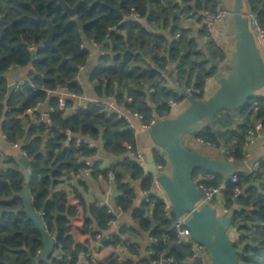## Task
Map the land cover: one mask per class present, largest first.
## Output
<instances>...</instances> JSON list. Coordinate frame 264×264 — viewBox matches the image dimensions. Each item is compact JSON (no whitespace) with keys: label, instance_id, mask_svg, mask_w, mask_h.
<instances>
[{"label":"trees","instance_id":"obj_1","mask_svg":"<svg viewBox=\"0 0 264 264\" xmlns=\"http://www.w3.org/2000/svg\"><path fill=\"white\" fill-rule=\"evenodd\" d=\"M64 1L69 7L79 2L74 17L64 14L56 0H0V133L7 143L17 144V149L3 146L0 150V264H30L42 249L41 235L17 197L24 186L21 164L15 157L21 154L29 162L32 207L35 211L44 208L42 220L47 231L57 234L48 264H79L86 253L97 251L96 235L107 231L111 216L106 208L88 203L82 192L70 185L71 172L91 168L94 177L113 178L119 194L114 205L123 214L129 213L135 226L120 227L119 237L108 233L101 244L113 248L124 243L131 254L125 264H147L148 255H140L138 244L127 238L128 233H146L152 239V256L164 251L173 257L172 264H184L185 258L172 245L173 216L164 215L158 198L150 197L148 202L133 207L136 192L131 183L143 177L142 167L126 154L127 145L137 150L133 131L115 114L101 113L93 102L64 115L49 92L64 88L77 95L86 93L85 81L78 77L83 68L87 70L86 84L91 95L114 96L120 106L140 113L144 122L153 115L159 120L177 116L187 106L182 91L191 90L189 95L195 100L205 99L206 81L217 76L219 70L208 58L223 61L228 57L204 29L195 31L184 23L189 17L200 20L201 13L213 10L217 0ZM242 1L243 16L249 12L259 20L264 18V0ZM131 13H136L137 19L129 17ZM49 24L53 26L55 47L45 48L42 44L49 35ZM107 38L110 42H106ZM253 38L264 62L260 45ZM90 41L102 44L107 52L89 65L91 51L84 43ZM165 66L175 67L176 80ZM17 68H28V73L22 84L9 86L7 75ZM196 90L200 93L196 94ZM263 90L255 92L238 110L241 120L234 129L229 125L231 117L215 114L213 124L205 125L192 137L218 149L235 142L233 151L224 159L231 158L239 165L244 160V134L251 119L264 124ZM181 101L185 105L180 111L169 104ZM45 102L54 109L49 124L31 115L19 118L26 109ZM73 102L66 100V107L71 108ZM67 131L93 142L101 140L108 154L124 158L104 170L97 164L84 167L79 160H91L96 147L77 145L74 139H67ZM153 153L157 164L168 165L157 150ZM258 170L250 174L237 170L236 183L200 169L192 173L197 187L223 186L220 199L224 209L219 215L231 218L229 233H236L231 239L238 251L237 264H264V158ZM63 182L68 189L57 188ZM250 183L256 186L248 188L235 203L234 198ZM148 184L149 178H145L140 189L145 191ZM85 259L86 264H121L113 251L102 262Z\"/></svg>","mask_w":264,"mask_h":264},{"label":"water","instance_id":"obj_2","mask_svg":"<svg viewBox=\"0 0 264 264\" xmlns=\"http://www.w3.org/2000/svg\"><path fill=\"white\" fill-rule=\"evenodd\" d=\"M68 17H74L79 2L69 7L64 0H56ZM243 1L233 0L231 20L233 34L227 46L228 59L225 62L226 73L213 79L217 88L205 99L195 100L191 95L182 91L187 106L175 117L157 120L149 129L148 135L151 145L141 149L145 156L142 167L143 177H156L162 193L171 205L172 214L176 218L185 217L192 240L204 247L203 257H196L191 264H237L238 251L234 249V240L229 235L232 227L228 215H219L210 205L198 207L200 192L192 179L196 169L215 173L222 178H229L237 172L232 160L224 158H210L188 150L183 144L185 135H194L214 120L215 113L222 110H239L255 92L264 88V62L256 47L252 33L249 30V20L242 15ZM54 30L49 24V35L43 42V47H55L53 43ZM218 65L219 61H213ZM247 116L243 117L245 123ZM167 160L169 171L162 173L157 169L153 151ZM21 164L24 186L17 194L23 201L24 213L34 223L41 235L42 249L30 264L50 263L57 234L50 235L42 220L43 209L35 211L32 207V196L28 189L29 162L24 155L15 156ZM256 186L255 183L246 185L241 193L234 198L244 195L245 191ZM161 194V193H160ZM238 226H236V229ZM183 258L186 253L177 246H173ZM207 262H204V259Z\"/></svg>","mask_w":264,"mask_h":264},{"label":"built area","instance_id":"obj_3","mask_svg":"<svg viewBox=\"0 0 264 264\" xmlns=\"http://www.w3.org/2000/svg\"><path fill=\"white\" fill-rule=\"evenodd\" d=\"M225 0H217L215 8L211 11H206L201 13L202 17L200 20H195L192 17H189L184 20V23L186 25H190L192 29L195 31L198 30H205L208 33L209 39L215 44H217L216 38L213 34V26L217 23H220L223 21L226 17L231 16V11H229L224 6ZM129 17L137 19L136 13H131ZM247 18L249 20L250 24V32L252 35L256 38L258 41L260 48L262 50V53L264 55V18L262 20H259L254 14L247 12ZM106 42H110V39L107 38ZM85 47L89 48L90 50H94L97 55H104L107 51H105V48L102 44H97L95 42H85ZM83 46H81L82 48ZM165 70H168L171 72L173 80H176V69L175 67L167 68L165 66ZM83 70V68L80 69V72ZM20 85V84H19ZM152 91V90H151ZM191 90L186 89L184 92L187 94L190 93ZM196 94H199L200 92L198 90L195 91ZM53 94L57 99V110L61 111L64 115H68L70 113H75L80 107L83 106V104L75 103V101H79L82 97L81 95H77L75 93L67 92L66 89L60 88L56 90L55 92H49V95ZM85 99V98H84ZM83 99V101H84ZM66 100H72L74 101V105L71 108H67L65 105ZM203 100V99H201ZM128 103L131 102V98H127L126 100ZM96 103L100 107V112L105 114H115L117 119H121L125 122L127 129L133 131V121L137 120L140 123V129L144 132H149L150 127L159 119H157L154 115L151 116L150 120L147 122L143 121V116L138 113L137 111H133L130 109H127L126 107H122L121 109H117L115 106L112 105V103L115 102L114 97L111 96H102L100 98H95L91 100H86L84 105L87 103ZM171 106H175L177 104L170 102ZM42 104H38L37 106L33 108L26 109L24 114L25 115H33L36 118L42 122H45L47 124L50 123V114L54 111L53 107H49L47 111L44 113L41 112L40 107ZM264 137V124L260 120H252L251 123L247 126L246 132L244 134V142H245V149H244V159L247 160L250 156L249 154V148L253 146L256 142H258L259 139ZM67 139H74L77 145H84L88 148L94 149L95 143L87 138H81L80 136H74L71 134L70 131H67ZM197 142L202 143L199 139L196 140ZM235 142H232L230 147L222 149L225 155H229L233 151V145ZM13 147H16L17 144L10 143ZM210 146L209 144H206ZM127 154L129 155L130 159L138 163L140 166H143L145 164V156L140 150L132 151L130 146H126ZM231 160V158H229ZM79 162L84 167H89L91 165L90 160H79ZM261 161L254 162V164L251 166V168L248 169L246 174H250L252 172H257L259 169V164ZM157 169L161 171L162 173H167L169 171V166H163L156 163ZM71 177H78L77 173H70ZM149 178V184L148 188L144 191V201L148 202L150 197H157L158 200L163 205V211L164 215L167 218H173L170 221V230L174 234L175 238L172 242L173 246H177L185 253H187L184 264H191V261L196 257H203L205 254V249L201 245L195 243L190 235V232L188 228L185 226L186 218L180 217L176 218L171 211V205L166 198V196L162 193L161 187L154 176H148ZM230 183H236L237 178L235 175H232L229 177ZM223 186H217V187H204L202 185H199L197 189L200 192V200L197 204L198 207H201L203 205H210L213 203L217 195L220 194ZM161 193V194H160ZM102 206L106 208V213L111 216V219L107 223V230L111 229L112 236H121L119 229L120 225L118 221L122 217V210L120 207H111L107 203H102ZM90 229V227H89ZM97 243L101 245L102 241V235L97 234L96 235ZM150 242H152V239L150 238ZM128 249L126 244L124 243H118L113 247V253L116 255L117 260L121 264H125L124 261L127 259L126 253ZM92 251H89L85 254V258H88L91 262L95 261V257L92 254ZM153 252L149 251L148 254V263L147 264H172L174 262L173 257L170 255H167L166 252H161L157 257L152 256Z\"/></svg>","mask_w":264,"mask_h":264},{"label":"crops","instance_id":"obj_4","mask_svg":"<svg viewBox=\"0 0 264 264\" xmlns=\"http://www.w3.org/2000/svg\"><path fill=\"white\" fill-rule=\"evenodd\" d=\"M224 6L230 11L232 9V6H233V0H225ZM230 24L232 25V20H231V16H228L221 23H217L213 26L215 32H217V33L219 32V34L221 35V42L225 43L224 48L218 47L220 50L223 51L225 56L228 55L226 49H227V46L230 43L231 38H232V34H233L232 30H234L233 28L230 29L231 28ZM202 44H200V46H202ZM90 51H91V53H90V57H89V65L91 63H95L97 56H98L94 50H90ZM227 59H228V57L227 58L225 57V59L223 61L217 60V61H219L218 65H213L219 69L218 73H217L218 76H221L224 73H226L225 72L226 71L225 62ZM27 73H28V68H24V69L17 68V69L10 71L7 75L8 85L9 86H15L14 84L18 83L19 81H23L24 78L26 77ZM86 75H87V70L84 71V69L79 73V76H78L79 81L82 78H83L82 80L85 81L83 83V85H84V88L86 90V93L81 95L82 98L79 101H75V103H79V104H83V105L86 102V100H91V99L97 98V97H95V95H93V94L91 95V93H89L90 92L89 86H88V84H86V80L88 77ZM216 88H217V84L214 81V79L213 78L208 79L206 81L205 89L203 92L204 98H206V96L210 95V93H212ZM261 93H264V90ZM111 97H114V96H111ZM83 99H84V101H83ZM114 100H115V102L112 103V105L115 106L117 109H121L123 106L122 105L120 106L117 103L115 97H114ZM183 105H184V102L181 101V102L177 103V105L172 106V108L173 109L176 108L175 110L180 111L181 109H183ZM49 107H51L50 103L45 102L40 107L41 112L44 113L45 111H47L49 109ZM236 114H237V117L232 118L233 123L231 125V128H233V129L235 128L236 123H238L241 120V117L238 115V113H236ZM25 116H27V115H25L23 113L22 115H20L19 118L23 119V118H25ZM249 121H250V119H249ZM250 123H251V121H250ZM133 133H134L135 139H136V149L137 150L141 151L142 148H145V147H148L151 145V140L149 138L148 132H144L140 129V123L137 120L133 121ZM94 143L96 146V154L90 160L91 165L89 166V168L91 166H93L94 164H97L99 169L104 170V169L109 168L111 165L115 164L116 162H121L123 160L124 157H122V156L116 157V156L108 154L102 148L103 143L101 140L98 142H94ZM3 146H8V147H12L13 149H17V146L13 147L10 143H7L5 141V136L0 133V150H1V147H3ZM209 147H212V146L210 145ZM222 149H224V148L221 147L218 150L220 152H222ZM126 154H127V150H126ZM249 154H250V156L247 160L244 159L239 165L235 164L236 168L243 173H247L248 169L251 168V166L254 164V162L263 160V158H264V137L259 139L258 142H256L253 146H251L249 148ZM127 157L130 159L128 154H127ZM91 169H89V171L80 169L77 173L78 177H73V178L71 177L70 178V185L74 184L75 187L79 191L82 192L85 200L88 203L94 202L100 206H102L101 205L102 203H107L111 207H116L114 205V200L119 194L115 189V186L113 183V178L110 176L109 179H103L100 175H97L94 177L91 174ZM142 180H144V179H140L139 181L131 183V185L134 187L135 192H136V198L133 202V207H138L139 204L142 201H144V195H143L144 191H142L140 189V184H141ZM79 182L83 183V186H80ZM57 188L68 189V187L65 185L64 182L62 184H59ZM220 197H221L220 194L217 195V197L215 198V201L213 202V204H211V207L214 208L218 214H220L222 212V210L224 209ZM118 223H119L120 227L124 226L127 229L129 227H135L133 221L130 218L129 213L122 214V217L118 221ZM135 230H136V228H135ZM111 231L112 230L109 229L105 232V235H102V241L105 240L103 237L106 238L107 234L111 233ZM229 235L231 237H233V236H236V233L234 231H231V233H229ZM127 236H128L127 238H129L130 240H132L138 244V252L140 255H148L149 254L151 242H150V237L148 236V234L145 233V234H136V235L131 234L130 235L128 233ZM96 248H97V251L93 252L92 254L94 255L95 259L99 262L104 261L106 259V257L109 256L113 251L112 247H110V246L104 247L102 244L99 245L98 243L96 245ZM126 256L129 257V256H131V254L127 251ZM79 264H86L85 256L80 259Z\"/></svg>","mask_w":264,"mask_h":264},{"label":"rangeland","instance_id":"obj_5","mask_svg":"<svg viewBox=\"0 0 264 264\" xmlns=\"http://www.w3.org/2000/svg\"><path fill=\"white\" fill-rule=\"evenodd\" d=\"M222 22V21H221ZM220 22V23H221ZM224 23V22H223ZM230 29H232L233 28V26L230 24ZM212 31H213V34H214V36H215V38H216V41H217V44L218 45H216L217 47H222V48H224V46H225V43H222L221 42V35L219 34V32L217 33V32H215V30H214V28L212 29ZM233 31V30H232ZM226 72V71H225ZM218 76V75H217ZM23 83V81H19L18 83H16V84H14V85H17V84H22ZM185 105V104H184ZM185 107V106H184ZM238 112V110H222V111H219V112H217V113H215L217 116L216 117H231V118H233V117H237V113ZM233 114V115H232ZM231 118H229L231 121L233 120V119H231ZM217 119V118H216ZM214 121V120H213ZM229 122L230 124V126H231V124L233 123V121L232 122ZM212 124H213V122H212ZM211 124V125H212ZM228 126V125H227ZM215 127V126H214ZM183 144H184V146L188 149V150H190V151H192V152H194V153H197V154H201V155H206V156H208V157H210V158H224L225 157V154H224V152L222 151V152H220L219 150H218V148H213V147H209V146H207V145H205V144H203V143H200V142H197L196 141V139H194L193 137H192V135H185L184 136V138H183ZM109 251V250H108ZM107 251V252H108ZM110 252V251H109ZM204 262L206 263L207 262V259L205 258L204 259Z\"/></svg>","mask_w":264,"mask_h":264},{"label":"bare ground","instance_id":"obj_6","mask_svg":"<svg viewBox=\"0 0 264 264\" xmlns=\"http://www.w3.org/2000/svg\"><path fill=\"white\" fill-rule=\"evenodd\" d=\"M229 160V159H228Z\"/></svg>","mask_w":264,"mask_h":264}]
</instances>
